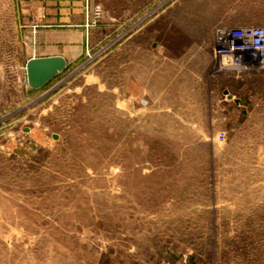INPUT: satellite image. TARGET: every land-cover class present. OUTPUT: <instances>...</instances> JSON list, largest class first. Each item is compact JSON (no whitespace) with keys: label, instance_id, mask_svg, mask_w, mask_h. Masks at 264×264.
Segmentation results:
<instances>
[{"label":"rangeland","instance_id":"obj_1","mask_svg":"<svg viewBox=\"0 0 264 264\" xmlns=\"http://www.w3.org/2000/svg\"><path fill=\"white\" fill-rule=\"evenodd\" d=\"M108 8L0 15V264H264V69L215 54L264 0Z\"/></svg>","mask_w":264,"mask_h":264},{"label":"built area","instance_id":"obj_2","mask_svg":"<svg viewBox=\"0 0 264 264\" xmlns=\"http://www.w3.org/2000/svg\"><path fill=\"white\" fill-rule=\"evenodd\" d=\"M215 54L223 57L238 73L253 68L264 69V28L244 27L228 31Z\"/></svg>","mask_w":264,"mask_h":264},{"label":"crops","instance_id":"obj_3","mask_svg":"<svg viewBox=\"0 0 264 264\" xmlns=\"http://www.w3.org/2000/svg\"><path fill=\"white\" fill-rule=\"evenodd\" d=\"M3 1H7L8 11L5 13L0 11V15L21 13L26 17L28 16L55 17V19H52L55 21V23H58V17L70 16V15H80V16L84 15V3L86 2V0H3ZM89 3L93 8L101 7L108 14V10H107L109 9L108 6L120 7L122 3H126V0H89ZM19 10H21V12H19ZM56 56L63 57L66 60V62L68 60L67 57L61 52L42 56V58L56 57Z\"/></svg>","mask_w":264,"mask_h":264},{"label":"water","instance_id":"obj_4","mask_svg":"<svg viewBox=\"0 0 264 264\" xmlns=\"http://www.w3.org/2000/svg\"><path fill=\"white\" fill-rule=\"evenodd\" d=\"M63 57L33 58L26 65L27 83L32 89H39L66 69Z\"/></svg>","mask_w":264,"mask_h":264},{"label":"bare ground","instance_id":"obj_5","mask_svg":"<svg viewBox=\"0 0 264 264\" xmlns=\"http://www.w3.org/2000/svg\"><path fill=\"white\" fill-rule=\"evenodd\" d=\"M26 83H27V78H26ZM28 84V83H27Z\"/></svg>","mask_w":264,"mask_h":264}]
</instances>
